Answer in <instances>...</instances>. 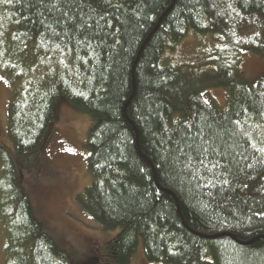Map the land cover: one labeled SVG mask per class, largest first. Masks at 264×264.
<instances>
[{"label":"trees","instance_id":"16d2710c","mask_svg":"<svg viewBox=\"0 0 264 264\" xmlns=\"http://www.w3.org/2000/svg\"><path fill=\"white\" fill-rule=\"evenodd\" d=\"M250 18L258 44L242 46L264 56V0H0V74L20 85L13 151L39 148L60 98L87 114L88 203L119 230L105 246L115 264L138 239L150 263L264 264V76L219 70L207 85L226 91L220 106L158 66L189 34L232 35ZM0 223L5 264H72L3 146Z\"/></svg>","mask_w":264,"mask_h":264},{"label":"rangeland","instance_id":"374dc122","mask_svg":"<svg viewBox=\"0 0 264 264\" xmlns=\"http://www.w3.org/2000/svg\"><path fill=\"white\" fill-rule=\"evenodd\" d=\"M247 20L238 24L228 36L189 34L165 50L158 66L179 71L180 93L198 91L224 106L226 91L207 85L219 70L236 62L249 81L264 76V56L242 46L243 42H251V38L258 44L255 36L260 33V25L251 24V18ZM259 44L264 46V42ZM19 90V84L0 74V147L5 148L14 163L41 232L48 235L59 250L68 254L72 264H115L105 246L119 230L103 229L94 220L86 192L91 184L86 149L89 117L60 98L54 106V122L49 125L39 148L22 158L16 157L7 126L10 106ZM4 246L0 223V264H5ZM129 264L162 263L148 262L142 240L138 239Z\"/></svg>","mask_w":264,"mask_h":264}]
</instances>
